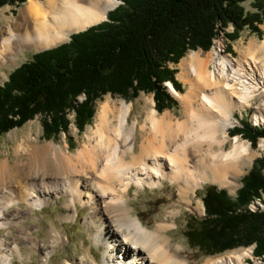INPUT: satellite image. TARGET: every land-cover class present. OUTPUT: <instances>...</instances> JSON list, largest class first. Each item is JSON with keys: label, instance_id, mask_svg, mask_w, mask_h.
<instances>
[{"label": "bare ground", "instance_id": "obj_1", "mask_svg": "<svg viewBox=\"0 0 264 264\" xmlns=\"http://www.w3.org/2000/svg\"><path fill=\"white\" fill-rule=\"evenodd\" d=\"M119 3L27 0L16 19L5 15L0 20V24L5 23L0 27V78L22 59L24 50L65 43L73 33L106 20ZM218 45L213 44L210 51L213 70L207 69L198 51L182 60L179 74L188 83L187 90L180 92L167 82L168 90L182 104V114L147 108L140 124L143 140L138 154L135 147L140 120L130 121L132 104L107 98L99 104L86 132L87 141L74 155L49 142L30 149L27 166H22L20 160L0 161V230L10 226L14 217L7 211L14 204L26 202L41 209L50 194L66 193L74 211L71 218L77 216L78 203L89 208L86 226L96 228L93 237L97 244H103L104 264H189L179 254L180 247L170 244L171 238L165 233L170 225H145L132 213L127 195L133 185L157 188L167 180L179 183L180 198L189 202L190 193L206 182L233 186L254 159L255 153L239 135L231 138L229 148L226 144L230 141V126L238 122L233 111L250 105L259 88L264 87V65L255 72L257 61L252 55L243 61L244 65L238 64L239 59L224 55L226 45L222 46L221 41ZM249 51H264V37L252 40ZM253 118L256 124H264V107L258 108ZM26 169L33 173L24 179ZM245 208L251 212L264 210V191ZM47 235L53 244L45 247L46 252L62 239L55 225ZM19 245L7 244L0 237V264H14V256L23 259ZM251 250L247 248L243 255L251 257L253 264H264V256H253ZM89 258L90 264H96L94 257ZM80 264H88L87 259L82 257ZM204 264H242V256L210 258Z\"/></svg>", "mask_w": 264, "mask_h": 264}, {"label": "trees", "instance_id": "obj_2", "mask_svg": "<svg viewBox=\"0 0 264 264\" xmlns=\"http://www.w3.org/2000/svg\"><path fill=\"white\" fill-rule=\"evenodd\" d=\"M246 0H121L108 20L71 35L69 42L37 52L16 68L0 86V134L43 116L45 138L67 133V110H75L83 132L106 94L133 100L152 93L163 112L178 105L166 82L184 92L176 64L191 50H209L221 28L233 24L260 30L264 14L247 13ZM27 0H0L20 5ZM220 29V30H219ZM85 94L82 102H77ZM230 134H241L257 146L264 128L250 123ZM264 191V155L254 160L235 197L226 189L205 190V215L191 216L185 235L204 255L256 244L264 256V210L245 208ZM245 208V209H244Z\"/></svg>", "mask_w": 264, "mask_h": 264}, {"label": "rangeland", "instance_id": "obj_3", "mask_svg": "<svg viewBox=\"0 0 264 264\" xmlns=\"http://www.w3.org/2000/svg\"><path fill=\"white\" fill-rule=\"evenodd\" d=\"M25 3L26 2L20 5L9 4L1 7L0 20L3 16L5 17V15L11 20L16 19L19 16L20 9L25 5ZM243 6L247 13H260L262 15L264 14V0H246L243 3ZM4 25L5 23L1 21L0 27L3 28ZM257 25L260 30L254 31L251 27L246 26L238 32L235 26L233 24H230L227 27L221 28L222 31L219 29L221 34L216 40H213L212 45L214 44L215 46H219L218 44L221 41L222 46L226 45V51L224 55H228L233 59H239L238 61L240 63L238 64L244 65L243 61L249 60V57H251L252 55L257 61V66L254 67L255 72H257V70H259L258 67H263L264 65V51H256L252 53L249 51V46L252 40L260 41L264 37V19L262 23H259ZM70 39L65 42H69ZM211 49L212 46L207 51L201 48L198 50H191L184 57H182L178 63L171 64V66L173 68H176L178 71L176 77L183 84L184 91L187 90L189 85L184 79L180 77L179 73L182 71L180 63L190 53L198 51V56H201V58H205L207 69L213 70L214 66L209 64ZM42 50H24L22 59L18 63L13 64L11 69H6L5 74H1L0 86H2L9 79V75L16 68H18L26 61L32 59L35 53ZM85 97V94H81V96L78 97L76 103L82 102ZM107 98L120 99L132 104L130 121H133L136 118L140 120V123L138 124V136L135 147V151L138 154L139 144L143 140L140 124L143 122V119H145V111L147 110V108H155L154 95L152 93L141 92L136 98L129 101L121 96L109 93L104 95L103 98L97 101L96 112L99 104ZM175 98L178 101V105L173 108H167L163 112H165L166 110H170L175 114V116H181L182 104L177 97ZM263 107L264 87H260L257 91L256 96L253 97L252 100H250V105L246 106L245 108L233 111V114L236 117L235 121H238L235 123L236 126L234 128L242 127L244 123H250L254 127L257 126L259 128H264V124H256V121L253 118V115L258 110V108ZM66 114L68 120L70 121L68 125V131L67 133L62 132L61 135L57 136L56 138H45L43 127L44 118L42 115H37L34 119H30L21 127H16L5 134H0V161L6 159H9L11 162L20 160V164L22 166H27V164L29 163V154L31 151L30 149H32L34 145L43 146L49 142L58 144L64 150L68 149L70 154L74 155L82 146V144L87 141L86 132L90 125L94 122L96 113L92 122L86 125L83 132H80L78 127L76 126L75 110H67ZM234 128L230 126L228 131L230 132ZM229 135L230 141H228V143L226 144V147L228 148L231 146V138L233 137L232 134ZM237 135H239L240 138L251 147V150L255 153V156L252 162H250V164L247 166L245 172L242 174V177L233 186H231L232 188L221 186L212 182H206L202 186L195 188L194 191L190 193L189 202H186L185 200H182L180 198L179 183L175 182L171 184L167 180H164L163 185L158 186L157 188L150 186L138 188L137 186L133 185L128 192L127 203L132 207V213L138 215L145 225L149 226L150 228H153L157 223L170 225L168 230H166L165 232L171 238L170 244L175 246L178 245L180 247L178 251L179 254L185 257L188 260L189 264H204L210 258H223L225 260V257L230 258L231 256H242V264H253L250 260L251 257L243 255L247 248H249L250 250L252 249L251 251H253V256H262L255 253L256 244H252L249 246H240L218 254L207 256L204 255L203 252L199 249L191 247L187 236L185 235V231L188 227L187 223L190 220L191 216L203 217L205 215V205L203 202L205 190L208 187L214 185L220 189H226L231 196L235 197L238 190L243 185L244 177L251 170L254 160L264 155V137L259 139L257 146H254L249 139L244 138L241 134ZM24 172L26 173L23 176L25 179L29 174L33 173V170L26 169ZM18 177L19 175L16 178L20 179V177ZM22 185H20V188L23 187ZM16 187L18 188V186ZM69 200V194L53 193L48 196V200L45 206L41 209H38L35 206H30L26 202L14 204L12 208L10 207L8 209L7 212H9V215L16 218L11 219V224L9 227L2 228L0 230V237H4L7 244H13L15 242L18 245L20 244L19 247L22 250L24 260L19 259L17 256H14V264H68V262L69 264H80V259L82 257H85L88 264H90V255L91 257L95 258L96 264H104L102 259V256L104 254L103 244L102 242L97 244L95 242V238L93 237V234H95L96 232V228L92 226H86L87 223L85 221V217L89 213V208L80 206V204L78 203L77 216L76 218H71V214L74 211L70 208ZM199 205L203 206V208L199 209ZM53 225H55L62 234V239L59 244H57L55 247H50L48 249V252H46L45 247L53 244L49 241L50 239L47 235L49 234V229L52 228Z\"/></svg>", "mask_w": 264, "mask_h": 264}, {"label": "water", "instance_id": "obj_4", "mask_svg": "<svg viewBox=\"0 0 264 264\" xmlns=\"http://www.w3.org/2000/svg\"><path fill=\"white\" fill-rule=\"evenodd\" d=\"M106 20H108V18ZM106 20H104V21H106ZM165 85L167 86V83H165Z\"/></svg>", "mask_w": 264, "mask_h": 264}]
</instances>
